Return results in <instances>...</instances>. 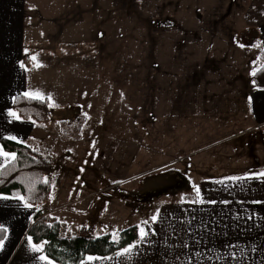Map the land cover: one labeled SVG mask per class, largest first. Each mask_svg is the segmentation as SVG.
Masks as SVG:
<instances>
[{
	"label": "crops",
	"instance_id": "crops-1",
	"mask_svg": "<svg viewBox=\"0 0 264 264\" xmlns=\"http://www.w3.org/2000/svg\"><path fill=\"white\" fill-rule=\"evenodd\" d=\"M102 16L103 0H0V139L16 134L19 142L42 153L44 149H39L40 147L46 148L55 142L53 129L50 128L54 125L51 111L54 108L65 109L71 104L82 102L87 85L80 83L81 77L77 76V66L84 64L83 62L92 56V51L93 53L98 51L96 56L99 54L101 46L93 34L95 32L98 34L97 26L99 22L100 25L103 24ZM243 17L245 29L251 35L247 42L240 43L233 39L214 47L207 46L221 50L219 53L213 52L215 57L210 64L216 65L213 68L211 66L212 69L210 71L208 69L207 72L205 71L207 59H202L205 56L197 58L199 65L201 62L204 64L202 68L198 66L203 82L196 91V96L193 93V100L197 102L195 113L202 114L192 124L181 125V130L196 131L191 133L188 131L189 134L180 136V139L186 148L196 144H206L208 147L189 155L190 162L186 167L185 179L192 188L186 191L168 189L158 193L160 195H155L149 203L132 205L138 211L134 219H131V223L121 225L123 227L117 229L118 234L130 225L150 221L151 216L157 213V209L161 211L159 221L155 225L158 235L151 238L153 243L150 246L141 245L138 255L133 253L131 260L125 258L127 264H182L186 261L187 258L183 255L180 262L174 261L173 250L169 245L177 242V237L171 235L173 227L178 228L173 222L188 218L192 214L197 217L203 216L205 220L211 217L212 227L227 234L221 235L215 241L217 246L228 242L239 243L245 248L244 257L239 258L240 253L237 250L239 259L228 260V264H260L264 259V249L258 252L250 251L253 243L264 244V203H255L264 201V181L252 179L234 182L225 179L264 171V88H256L252 83V73L260 65L258 56L264 48V0H248ZM93 18L97 25L96 31L92 26ZM253 41L255 43L251 44ZM241 44L244 46L241 47ZM32 56H36L35 61L31 59ZM21 62L25 65L24 69L20 68ZM82 78L85 81L88 79L87 76ZM24 91L41 93L48 103L54 105L50 108L48 122L24 118H21L23 122H19L13 118V123H7L8 118L4 110L8 108L14 110L13 98L23 96ZM101 91L104 92L103 89ZM191 95H183L186 105H189ZM49 96L51 101L47 99ZM202 99L203 104L200 103ZM121 104H125L121 107L123 111L118 112L122 114L123 119L118 121L117 125L120 123L123 129L131 130L134 137L140 128L139 120H135V111H140V103L133 97L132 104L129 98ZM116 105L119 106L120 102L118 101ZM190 105H193L192 101ZM208 105H212L211 108ZM83 112L81 113L83 116L74 117L80 122L79 134L81 132L82 137L88 127L90 113L94 114L92 105L87 106L85 99ZM209 131H212V139L204 136L209 134ZM127 135L131 136L130 133ZM11 160L9 157L7 163ZM7 163L0 157V165L4 166ZM53 174L55 175V172L51 177L52 197L48 202L40 204L39 208L59 200L57 196L69 195L71 192L68 188L66 192H64L66 188H57L60 184L57 182V176ZM194 186L200 188L206 200L230 203L202 206L182 203V196L187 200L195 199ZM57 189L58 195L55 196ZM94 191L91 188L86 189L83 198L94 194ZM140 191L141 188L134 189L132 194L140 195ZM7 195L21 194L15 190ZM106 198L102 200L98 209L101 214L108 212L101 211ZM76 202L78 203L77 200ZM116 202L118 206L121 200ZM54 208H58V205ZM34 210L35 207L26 209L16 200H0V224L8 228L1 239L5 242L0 247V264H44L39 261L38 255L45 254L32 253L26 242ZM249 215H253L250 221L246 219ZM237 216L241 219H234ZM105 224L103 228L108 230ZM106 233L112 236L113 232L106 231L104 234ZM165 250L169 253L167 256L164 254ZM117 251L107 256H97L113 259L99 260L96 264H118L120 258L115 256ZM49 260L53 261L50 258ZM201 260L202 264H225L224 261L217 262L214 258L208 261L201 257ZM53 264L58 263L53 261Z\"/></svg>",
	"mask_w": 264,
	"mask_h": 264
},
{
	"label": "rangeland",
	"instance_id": "rangeland-1",
	"mask_svg": "<svg viewBox=\"0 0 264 264\" xmlns=\"http://www.w3.org/2000/svg\"><path fill=\"white\" fill-rule=\"evenodd\" d=\"M247 4L248 0H103V24L97 26L92 20L94 30L99 29L93 34L101 46L99 54L92 51L77 66L80 83L87 85L82 102L51 111L55 142L39 148L51 160L50 177L55 172L57 188L71 192L35 209L51 214L64 233L98 236L131 223L138 211L132 205L149 203L168 189L192 188L185 179L189 155L208 147L186 148L180 139L196 131L181 130V125L192 124L202 114L195 113L193 100L203 82L198 66L204 64L199 65L197 58L205 56L202 59L209 63L205 71H210L216 65L210 64L213 52L221 50L207 46L251 38L243 17ZM184 94H192L193 105L185 104ZM133 97L140 103V111H135L140 128L134 137L131 130L117 125L123 119L118 112L125 105L121 102L129 98L132 104ZM84 99L94 114L90 113L82 137L81 132L74 134L78 123L74 117L83 116ZM204 136L212 139V131ZM90 188L94 194L83 198ZM139 188L140 195H133ZM55 192L58 195V189ZM104 198L101 211L108 212L101 214L98 209ZM117 200H121L118 206Z\"/></svg>",
	"mask_w": 264,
	"mask_h": 264
},
{
	"label": "trees",
	"instance_id": "trees-1",
	"mask_svg": "<svg viewBox=\"0 0 264 264\" xmlns=\"http://www.w3.org/2000/svg\"><path fill=\"white\" fill-rule=\"evenodd\" d=\"M253 41L251 44H254ZM260 65L253 72L252 83L256 88H264V48L258 56ZM14 110L21 118L33 119L46 123L50 119L48 101L30 99L18 96L13 102ZM78 121V120H77ZM70 122V121H68ZM78 121L74 134H79ZM78 136V135H76ZM4 150L15 152L17 157L0 169V193L10 194L17 190L28 203L34 207L51 198V160L41 151L19 141L0 139ZM47 181V182H45ZM37 209V208H36ZM34 210L32 224L27 230L34 242L44 244L43 253L58 264H79L88 255L107 256L120 248L138 240L137 225H130L118 234L119 243L113 244V237L106 233L98 236L84 232L82 234H67L61 230L60 223L41 209ZM4 231L0 229V240Z\"/></svg>",
	"mask_w": 264,
	"mask_h": 264
},
{
	"label": "snow or ice",
	"instance_id": "snow-or-ice-1",
	"mask_svg": "<svg viewBox=\"0 0 264 264\" xmlns=\"http://www.w3.org/2000/svg\"><path fill=\"white\" fill-rule=\"evenodd\" d=\"M241 47L244 45L241 44ZM31 59L33 61L36 60V56H32ZM20 68L24 69L25 65L21 62ZM252 75H255V73H252ZM24 97L34 99V100H40L43 102L45 100V97L41 93H32L30 91H24L23 93ZM49 101H51V97H47ZM14 102V98H13ZM54 105L49 102L48 107L52 108ZM6 113L7 123L11 124L13 123V118L15 121L23 122L21 120V117L19 114L14 111L11 108L4 110ZM9 141H18V136L16 134H10L5 137ZM0 157H2L7 163L8 158L11 157L12 159H15L17 157V154L15 152H8L4 150V146L0 144ZM0 167H3V165H0ZM230 181L238 182L240 180H252V179H260L264 181V171L260 173H253V174H247L244 177H227L225 178ZM47 182V181H45ZM219 183H223L224 181H218ZM195 191V199L187 200L185 197H181L182 203H187L195 206H202L205 204H211L215 205L216 203H224L228 204L229 201H216V200H206L204 196L201 193V190L198 186H194ZM0 200H16L22 206L26 209H32L34 206L31 203H28L23 195H16V196H9L7 194L0 193ZM255 203H264V201H256ZM39 211V209H36ZM160 209H157V213L153 216H151L150 221L146 220L141 222L136 226L137 228V236L138 240L128 244L122 248H120L116 253L115 256L120 258V261H118V264H127V260L133 259V253L139 254V248L141 245H151L153 243V240L151 238L156 237L158 235V230L155 227V225L158 223L160 218ZM255 215V214H253ZM253 215L247 216V220H252ZM234 219L239 220L241 219L240 216L235 217ZM174 225H178V228L176 226L173 227V231L171 233L172 236L177 237V242L174 244H170L169 247L172 248L173 254H174V261L180 262L181 256H185L187 259L186 261L182 262V264H202L201 257L204 259L211 261L213 258L219 262L224 261L225 264H228V260L231 261H237L239 258H242L245 256V248L241 247L239 243H228L225 242L222 246H217L215 244V241L218 240L221 235L226 236V233L218 232L216 228L212 227L213 220L210 217L208 220H205L203 216L197 217V215L192 214L188 218H181L173 222ZM216 223H219V221H216ZM105 227H108L107 225ZM0 228H3L4 232L8 231V228L3 227L2 224H0ZM113 244H118V232L114 231L112 233ZM7 239V237H5ZM4 240H0V247L4 245ZM26 242L34 254H40L43 251L44 244L47 243V241L44 242V244H38L34 242V238L29 235L26 238ZM167 243V240H166ZM261 249H264V244L257 245L253 243L250 247V251L252 252H258ZM237 250L240 253V257H237ZM211 253L212 255H209ZM165 256H167L169 253L167 250H165ZM39 261L44 262V264H53V261L49 260V258L46 255H38ZM113 257H97L88 255L84 259L80 261V264H96L99 260H111ZM260 264H264V259L260 261Z\"/></svg>",
	"mask_w": 264,
	"mask_h": 264
}]
</instances>
